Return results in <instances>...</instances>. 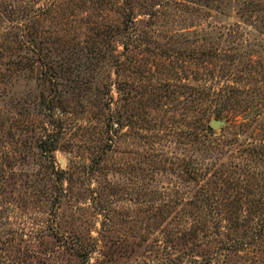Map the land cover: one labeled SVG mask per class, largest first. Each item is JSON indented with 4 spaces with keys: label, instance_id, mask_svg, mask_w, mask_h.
<instances>
[{
    "label": "rangeland",
    "instance_id": "rangeland-1",
    "mask_svg": "<svg viewBox=\"0 0 264 264\" xmlns=\"http://www.w3.org/2000/svg\"><path fill=\"white\" fill-rule=\"evenodd\" d=\"M0 264H264V0H0Z\"/></svg>",
    "mask_w": 264,
    "mask_h": 264
},
{
    "label": "water",
    "instance_id": "water-1",
    "mask_svg": "<svg viewBox=\"0 0 264 264\" xmlns=\"http://www.w3.org/2000/svg\"><path fill=\"white\" fill-rule=\"evenodd\" d=\"M218 126H219V122H217V121H212L211 123H210V127L211 128H218Z\"/></svg>",
    "mask_w": 264,
    "mask_h": 264
},
{
    "label": "trees",
    "instance_id": "trees-1",
    "mask_svg": "<svg viewBox=\"0 0 264 264\" xmlns=\"http://www.w3.org/2000/svg\"><path fill=\"white\" fill-rule=\"evenodd\" d=\"M127 23H129V24H127L126 27L129 26V28H130V27L132 26L131 18L128 19ZM129 28H127V29H129ZM124 46H127V45L124 44ZM50 151H51V149H49V152H50ZM52 151H53V149H52Z\"/></svg>",
    "mask_w": 264,
    "mask_h": 264
}]
</instances>
